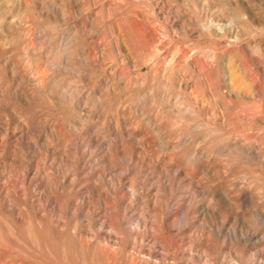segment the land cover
Returning <instances> with one entry per match:
<instances>
[{"label": "rangeland", "instance_id": "obj_1", "mask_svg": "<svg viewBox=\"0 0 264 264\" xmlns=\"http://www.w3.org/2000/svg\"><path fill=\"white\" fill-rule=\"evenodd\" d=\"M108 191L185 219L164 264H264V0H0V247L156 264Z\"/></svg>", "mask_w": 264, "mask_h": 264}, {"label": "bare ground", "instance_id": "obj_2", "mask_svg": "<svg viewBox=\"0 0 264 264\" xmlns=\"http://www.w3.org/2000/svg\"><path fill=\"white\" fill-rule=\"evenodd\" d=\"M104 186H106V185H104ZM111 187H113V186H111ZM106 188L108 189L107 186H106ZM106 195H107L108 199H110L113 202V208H118V206L122 204L124 206V211L127 213V215H131L132 217L137 218L139 223H140V225H141V227H142L141 228L142 230H141V232L138 235H135L132 232H128L127 230L125 231L126 232L125 234L119 233L118 237H113V236L109 235L108 236L109 244L110 243H114L116 245H119L120 247H122L123 250H126L128 248L132 249V250L135 251V253H137V255H140V256L144 255V257H148L149 260L158 261V262H155L156 264H164L166 257H164L162 255H159V253H156V251H155V249L157 247H161V250H164L163 249L164 247H162V245H161V241H162L161 240V235L159 234V231H158L156 225L161 223V221H163V220H165L170 225H177L178 223H182V222L185 221V219H183V217L182 218H175L176 217L175 215L170 214V212L168 211V208H170L171 201L166 202L164 204V206H162L161 214L158 213L157 216L156 215L154 216L156 220H155V222H153L151 224L152 227H153V230L150 231L146 227V221L149 220V217H150V215L153 212H156L157 209H159L158 208V204H159L158 200H154L153 199L154 201L151 200L149 202H145L144 206H145V210L146 211H145L144 215L142 216L136 210V207H137L136 206V204H137L136 202L129 201L128 203H123L122 202L123 198L122 197H118L116 195V193L113 192V191H111V192L108 191V193ZM108 210H109L108 211L109 215L112 216V217H110V222H112L113 224L110 223L111 226H110V224L108 225V223H105V222L103 224H100L99 223L101 221L100 220L99 222L95 223V225L98 226L99 230H104V229H108L109 228V230L112 229V231H115L113 225L114 226H121L122 223H123V218L121 217V215L119 213L114 212V210H113V213H112V210H110V209H108ZM177 212H179V211H177ZM113 216L115 218H113ZM173 218H175V219H173ZM93 219H94V217H93ZM124 219H125V217H124ZM92 225H93V223H92ZM90 231L92 232L93 230L90 229ZM95 234L96 233L94 232V235ZM97 235L98 234H96V236ZM8 236H9L8 237L9 240H11V242H14L12 236H10V235H8ZM217 244L218 243H216L213 247H210V255H209V257L211 256V260L215 264L216 263L217 264H222V260L220 258L221 250L219 249ZM12 251L13 250H9V249H6L4 247L3 248L0 247V264H18V263H16V261H19V260L16 257V255L14 254V252H12ZM89 255H90V253L87 252V251H84V250H83V252L82 251H75V252H73V254L69 255L68 263L69 264H94L92 259L89 260ZM182 256H183V254H182ZM184 264H193V263L191 261L190 262L189 261L188 262L184 261Z\"/></svg>", "mask_w": 264, "mask_h": 264}]
</instances>
